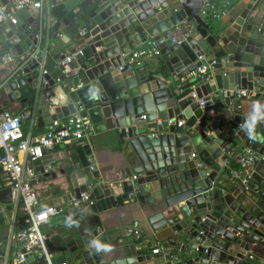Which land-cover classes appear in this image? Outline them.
Returning a JSON list of instances; mask_svg holds the SVG:
<instances>
[{"label":"water","instance_id":"1","mask_svg":"<svg viewBox=\"0 0 264 264\" xmlns=\"http://www.w3.org/2000/svg\"><path fill=\"white\" fill-rule=\"evenodd\" d=\"M201 6L202 0H45L41 11L20 10L15 25L0 23V55L18 59L3 89L29 104L39 128L81 105L92 134L115 133L133 179L130 193L99 180L89 168L90 143L57 145L33 162L45 177L66 180L69 200L43 206L67 207L81 193L93 201L87 209L68 207L61 213L66 221L45 233L55 261L167 264L131 235L127 254L104 258L98 214L131 198L150 208L152 230L174 233L171 244L186 254V264H264L255 252L264 248V107L261 118L243 116L247 96L238 93L258 88L264 95V0H235L214 21L198 16ZM67 33L72 45L50 52L52 39ZM148 41L177 79L209 66L195 93L210 107L181 100L187 94H176L158 69L125 63ZM246 148L258 157L246 182L227 183V175L217 181L228 156L239 160ZM9 195L0 201L10 202Z\"/></svg>","mask_w":264,"mask_h":264},{"label":"built area","instance_id":"2","mask_svg":"<svg viewBox=\"0 0 264 264\" xmlns=\"http://www.w3.org/2000/svg\"><path fill=\"white\" fill-rule=\"evenodd\" d=\"M44 0H7L6 4L0 2V23L9 22L15 25L16 16L22 9L32 11L40 10L44 6ZM185 0H179V4ZM231 0H202V6L198 16L203 20L220 19L232 6ZM159 49L154 41H148L125 56V63L137 65L143 63L149 56H158ZM34 57L33 53L28 59ZM199 59H201L199 57ZM13 60L10 53L0 55V67L5 66ZM66 62L70 57H66ZM121 69V67H120ZM209 66L203 65L193 75L196 79L205 81L208 79ZM239 95L247 96L244 91H238ZM48 94H50L48 92ZM197 102L202 108L211 106V101L198 99L195 92H191L181 98ZM212 109L208 113H212ZM82 106L77 105L75 112L63 119L52 121L46 125L39 134H32L23 130L24 122L31 116L30 111L22 110L14 113L0 108V168L6 175L10 188V205L19 213L21 228L12 229L8 242L18 244L19 247L12 253V259H7V250L4 242L0 240V264H22L30 257L44 264H68L66 261L56 262L54 255L48 247L47 237L42 228L46 226L51 217L60 215L68 207L83 206L87 209L93 204L89 193H81L80 198H72L67 207L64 206H42L34 188L33 182L37 183V174L34 171L33 162L53 151L57 145H66L73 141L88 140L92 132V123L88 117L82 115ZM144 118V116H142ZM158 123H160L158 121ZM178 126L182 123L179 121ZM264 157V155H263ZM258 157L250 149L246 148L240 155L236 167L228 168L230 180L241 179L246 182L247 174ZM89 168L93 170V160L89 156ZM42 206V208H41ZM128 235L139 239L141 231L139 223L133 222L127 228ZM153 254L161 253L167 264H186L185 258L174 251L168 245L157 244L152 250Z\"/></svg>","mask_w":264,"mask_h":264},{"label":"crops","instance_id":"3","mask_svg":"<svg viewBox=\"0 0 264 264\" xmlns=\"http://www.w3.org/2000/svg\"><path fill=\"white\" fill-rule=\"evenodd\" d=\"M179 4V0H168ZM234 2L235 0H231ZM45 4V0L43 2ZM214 21L215 19H210ZM46 36V35H45ZM65 36V37H64ZM66 38V39H65ZM55 42L54 47L49 46L51 38L48 42V37H45V45L48 44L50 52H55L58 49H65L72 45V39L69 38L68 33L64 35L57 34L53 39ZM145 45V44H143ZM18 60V59H17ZM17 60L13 59L8 64L3 67H0V108L10 112H20L22 110L30 111L31 116L23 124V130L25 132H31L32 134L41 133L45 127H37V120L34 112L30 109L28 103H24L23 98L17 95L14 92H6L3 87L7 80L10 78L14 68L16 67ZM143 63L146 65V68L149 71H154L158 69L159 73L166 74L170 86L176 92V94H190L195 92L197 88L204 85L205 81H201L195 78L193 74H189L182 79H177L176 75L168 74V68L164 65L161 57L158 56H149L144 59ZM165 76V75H164ZM218 83L221 85V78H218ZM218 88L216 85L212 86L213 91ZM14 93V94H13ZM259 94V89L254 88L252 91H249L247 97L241 101L240 109L241 114L245 117L251 119H257L262 117L261 110L264 107L263 94ZM257 109L260 110L258 113ZM65 118V117H64ZM90 143V156L93 160V166L99 172V180L108 185H116L117 187L123 188L124 192L130 193L133 187V179L130 173V170L127 166L125 157L121 152V147L114 132H104L99 134H91L88 140L83 139L82 141H73L67 143L66 145L73 144H89ZM245 149L242 150V152ZM1 153V151H0ZM50 154V153H49ZM47 155V154H46ZM235 156H228V163L226 164L227 168H233L237 166L238 160ZM241 155V153H240ZM37 174L38 182H33L34 188L37 192L38 198L41 202V205H46L50 202H55L58 204L60 201L66 202L69 200V194L67 192V185L65 176L54 173L49 177H45L39 171L34 169ZM81 176V173H78ZM223 175H227L228 170L224 173L218 174L217 181L223 180ZM233 180L227 179V183H230ZM10 188L6 175L0 171V200L6 199ZM186 202L180 203V205L185 204ZM150 208L142 207L138 202H133L130 198L128 201L123 202L122 205H117L111 209H108L104 212L98 214L100 225L97 227L100 235V240L103 244L106 245V250L104 258L110 260L112 258H117L123 254V250L127 254V243L126 237H128L127 228L133 223H139V229L141 231V237L132 242L135 245H144L146 248L152 252L156 248V245L163 244L168 245L174 251L179 252L183 258L186 260V254L181 253L178 247H174L171 244L173 240V234L168 227L160 230H152L149 223L147 222L148 216L151 215ZM66 219L62 214L51 217L49 223L42 228L43 232H47L54 228L55 226L62 225ZM20 222V223H19ZM21 226V218L17 210L10 205L8 201H0V240L4 242V248L7 250V259H12V253L16 250L19 245L14 244L13 242H8L9 234L12 229ZM99 240V239H98ZM262 255L261 262H264V248L258 251H255ZM57 260V259H56ZM60 262V260L56 261ZM68 264H83L79 260H70L66 259ZM29 264H40L38 260H30ZM241 264H249L242 262Z\"/></svg>","mask_w":264,"mask_h":264},{"label":"trees","instance_id":"4","mask_svg":"<svg viewBox=\"0 0 264 264\" xmlns=\"http://www.w3.org/2000/svg\"><path fill=\"white\" fill-rule=\"evenodd\" d=\"M20 223V222H19ZM21 228V226L20 227H17L16 229H20Z\"/></svg>","mask_w":264,"mask_h":264}]
</instances>
